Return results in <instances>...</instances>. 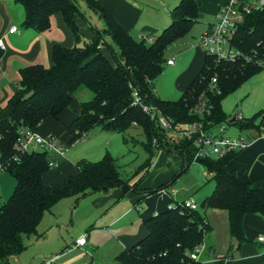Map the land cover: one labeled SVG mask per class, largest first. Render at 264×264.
<instances>
[{"label": "trees", "instance_id": "obj_1", "mask_svg": "<svg viewBox=\"0 0 264 264\" xmlns=\"http://www.w3.org/2000/svg\"><path fill=\"white\" fill-rule=\"evenodd\" d=\"M14 1L25 10L23 25L38 32L49 30L51 17L60 13L75 39V46L54 45L53 65L49 68L37 64L22 69L18 91L7 105L0 106V162L7 165L6 172L16 180L11 197L0 208V262L21 254L26 249L25 239L37 235L44 214L63 199L75 197L78 204L89 194L108 193L115 188L125 194L135 190L146 195L162 188L139 190L130 178L123 177L116 158L109 152L97 162L81 160L76 165V174L67 176L62 183L47 186L43 176L52 170L49 153L15 150L23 128L38 130L47 118L59 119L81 87L88 88L93 98L82 104L80 113L68 127L70 141L61 143L70 147L98 128L123 134L127 144L125 134L131 129H140L146 140L142 146L147 159L135 175L143 172L145 176L156 153L162 149L180 154L189 167L194 162L196 148L194 140L167 139L166 132L142 110L141 104H135L134 91L142 103L156 106L176 124L201 120L190 110L204 95L210 107L207 119L215 125L226 123L240 131L258 128L256 121L262 113L230 123L232 117L223 111L222 101L264 70V6L247 14L232 37L231 44L241 56L230 62L206 55L197 77L178 100L170 101L158 97L154 83L165 70L166 50L199 23L201 12L197 0H180L170 11L171 23L160 32L152 30L147 35L155 36L152 43L137 40L97 0H83L105 25L103 31H95V38L89 42L79 30L78 19L84 15L74 0ZM104 35L110 36L118 50L112 54L114 63L101 51L102 46H107ZM213 77L218 80L215 87L210 86ZM155 139L157 145L153 143ZM235 155L198 160L206 173L212 175L215 183L212 193L195 210L181 203L145 220L147 235L123 251L116 258L117 263L205 264L190 255L212 232L206 218L210 209L227 212L232 238L240 245L247 241L245 217L258 215L264 219V187L255 185L247 173L228 168ZM15 158L19 161L15 162ZM229 258H232L230 253L210 264H225Z\"/></svg>", "mask_w": 264, "mask_h": 264}, {"label": "crops", "instance_id": "obj_2", "mask_svg": "<svg viewBox=\"0 0 264 264\" xmlns=\"http://www.w3.org/2000/svg\"><path fill=\"white\" fill-rule=\"evenodd\" d=\"M97 1L115 17L125 30L132 35L138 34V36L143 32L149 34L152 30L160 32L166 28L171 23L170 11L180 2V0L171 2L166 0ZM229 1L197 0L201 12L199 23L203 20L200 35L212 28L219 9ZM246 1L252 3L250 0ZM82 14L84 17L78 19V27L85 41L89 42L95 38V31H103L105 25L97 13L95 25H92L84 13ZM159 18L164 19H160L161 22L158 21ZM24 19L25 10L22 5L14 0H0V40H3L6 46L5 51L0 52V106L2 107L7 105L18 91L22 69L37 64L49 68L53 65L54 45L65 48L75 46V39L60 13L51 17L50 29L45 32L26 28L23 25ZM13 26L18 27V32L11 34L9 30ZM186 37L178 42H183L182 44L194 47V49L189 51L190 62L180 74V79L176 84V89L182 94L200 73L206 57L204 49ZM101 51L114 63L112 54L118 52L116 46L107 44L106 47H101ZM171 59L173 58L167 61ZM168 66L174 69L175 60L173 65ZM88 91L92 93L88 88L81 87L73 95L71 106L61 113L59 119L47 118L38 127V132L44 136L53 135L61 142H69L72 136L68 127L80 113L82 104L93 98L87 93ZM78 92L87 98L83 100ZM245 108L250 112L248 104ZM251 113H255L253 116L262 113L256 121L258 128L240 131L232 126L241 133L245 132V134L233 136L228 134L230 127L227 130L228 136L243 137L250 142L249 147L236 153L227 166L231 170L247 173L255 185L264 187V111L252 110ZM242 116L244 119L251 118L243 114ZM89 148L94 149L91 144ZM99 150L94 152L95 155L100 153L97 156L100 158L96 159L103 158L109 152H99ZM88 153L91 155L93 152L88 150ZM87 157L89 158L88 154ZM65 159L61 161L57 172L44 174L45 185L62 183L67 176L77 173L72 164ZM196 163L193 162L187 167L183 156L162 149L156 153L147 174L140 176L136 182H131L141 191H156L162 187L159 191L146 195L143 192L132 190L125 194L122 189L115 188L108 193L89 194L78 204L75 197L59 201L44 214L37 228V235L25 241L26 249L18 256H11L1 261L0 264H43L47 258L52 256H58L54 264H118L116 258L147 235L145 220L165 212L170 206L189 200H194L199 206L193 196L185 198L180 203L176 201L177 192L173 186L177 178L191 175L192 190L198 187L201 175L198 176V167L194 165ZM199 165L203 175L206 176L207 173L203 166L200 163ZM202 178L201 181L204 182ZM15 186L16 180L13 175L8 172L0 175V208L11 197ZM213 190H209L204 197L209 196ZM206 218L212 226L213 239L212 246H209V250L207 248L203 257L205 261H209L208 264L229 253L232 258L227 259L225 264H264V244L258 241L259 236H264V219L261 216L247 215L245 217L244 232L247 241L241 245L230 234L227 212L210 209L206 212ZM218 221H223V240H221L220 229H218ZM84 235L87 237L86 245L74 248L76 241ZM205 244L207 247L206 242Z\"/></svg>", "mask_w": 264, "mask_h": 264}, {"label": "built area", "instance_id": "obj_3", "mask_svg": "<svg viewBox=\"0 0 264 264\" xmlns=\"http://www.w3.org/2000/svg\"><path fill=\"white\" fill-rule=\"evenodd\" d=\"M264 6V0L260 3H249L246 0H230L226 5L221 7L216 14V20L211 29L204 32L199 38V45L204 49L205 54L213 56L217 61H236L241 52L236 50L231 44L232 37L237 31L239 25L244 21V17L253 10H257ZM18 32V27L13 26L9 33L14 34ZM141 39L152 43L155 40L154 35L145 36ZM6 46L3 40H0V52L5 51ZM168 65L174 64V59L167 61ZM218 83L216 77H213L210 86L215 87ZM133 96L135 104H141L142 110L147 113L157 126L166 132L167 139L176 140H194L195 143V156L194 162L200 159L209 157L222 158L229 154L238 153L247 149L250 142L243 137H230L227 130L229 125L222 123L215 125L207 119L210 112L209 102L204 95L192 105L190 112L193 115L201 117V120L188 124H176L173 119L165 116L156 106L144 104L136 91ZM235 121L244 120L241 114H236ZM136 126V123H134ZM155 145L158 144L157 139L153 141ZM15 150L20 153H28L32 151H43L50 155L49 167L56 169L60 166L61 161L65 158L67 147L53 135H41L38 130L23 128L20 131ZM19 159L15 158V162ZM7 171V165L0 162V175ZM185 207L193 210L198 208L194 200H189L183 203ZM176 206V205H175ZM170 206L169 208H172ZM258 241L264 244V236H259ZM87 243L86 235L79 238L74 248L84 247ZM207 251L205 242L196 247L191 253V258L195 261H205L204 254ZM58 256L47 258L43 264H54ZM215 261V260H214ZM212 261V263L214 262Z\"/></svg>", "mask_w": 264, "mask_h": 264}, {"label": "rangeland", "instance_id": "obj_4", "mask_svg": "<svg viewBox=\"0 0 264 264\" xmlns=\"http://www.w3.org/2000/svg\"><path fill=\"white\" fill-rule=\"evenodd\" d=\"M166 1L171 2L173 0ZM250 1L252 3H260L263 0ZM74 2L79 7L80 11L86 15L92 25H95L97 19L96 17H98V15L94 11L89 9L83 0H74ZM164 18L166 19V16ZM164 18H159L158 21H161L160 19ZM202 23L203 20L201 23H197L193 30L186 37L189 40L194 41L198 45L199 38L202 35H200L203 27ZM133 35L137 40H140L142 37H145L148 34L143 32L140 36L135 33ZM104 38L107 44L112 45L113 47L115 46L110 36L104 35ZM182 43L183 42H177L173 44L165 52V59L167 60L169 58H173L176 62V67L174 69H171L166 64L163 74L155 80L154 85L156 93L158 97L163 100H178L182 95V93L176 89V84L180 79V74L190 62L189 51L194 49V47H190L189 45H185ZM87 93L90 94L89 91ZM78 95L83 100L87 98L83 97V94H81V92H78ZM90 96L92 98L93 93H91ZM246 104H248V109L250 110V112L246 110ZM222 108L228 117L234 116L235 114H243L245 117H252L255 114L251 113L252 110H256V112L264 111V70L250 78L238 90L228 94L222 101ZM229 127L230 131L228 134H230L231 136L245 134V132L241 133L235 127ZM125 136L128 139L127 144L124 143L123 134L103 132L102 130L95 128L91 130L83 139L78 140L70 147H67L65 153V160L69 161L72 164L73 168L76 170V165L81 160L87 159L92 162H97L101 160L102 157L101 159H96L100 158L97 157L100 153L98 155L94 154L97 149H100L99 152L109 151L113 155V157L116 158L118 168L122 173L123 177L126 179L130 178L131 182H136L140 178V176H143L144 174L142 172L139 175H135V171L147 159V153L145 152L142 146V144L146 140L140 129H131L125 134ZM108 143L110 145H108ZM89 144H91L94 149H90ZM88 150L92 151L93 153H91L90 155L88 153ZM87 154L90 159L87 157ZM194 165L198 167V176L201 175L200 177H203L202 179L204 180V182H202L200 178L198 187L192 190L191 175H183L180 179L177 178L173 186L177 192V197L175 199L179 203L184 201L185 198L193 196L200 205L202 200L205 198V194L209 190H213V188L215 187V183L212 180V175L206 174V176H204L199 163H196ZM58 169L59 167L56 169H52L47 173H55ZM218 229H220L219 232L221 235V240H223V221H218ZM211 235L212 233L210 232L205 238L208 250L209 246H212L213 244V239ZM25 241L27 242L28 238H26Z\"/></svg>", "mask_w": 264, "mask_h": 264}, {"label": "water", "instance_id": "obj_5", "mask_svg": "<svg viewBox=\"0 0 264 264\" xmlns=\"http://www.w3.org/2000/svg\"><path fill=\"white\" fill-rule=\"evenodd\" d=\"M235 121V117H233L230 121V123H233Z\"/></svg>", "mask_w": 264, "mask_h": 264}]
</instances>
